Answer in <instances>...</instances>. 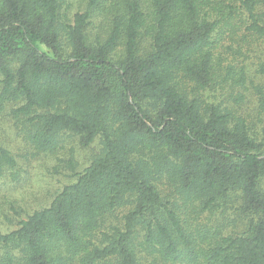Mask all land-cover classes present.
Here are the masks:
<instances>
[{"label": "trees", "instance_id": "16d2710c", "mask_svg": "<svg viewBox=\"0 0 264 264\" xmlns=\"http://www.w3.org/2000/svg\"><path fill=\"white\" fill-rule=\"evenodd\" d=\"M0 117L95 144L0 264H264V0H0Z\"/></svg>", "mask_w": 264, "mask_h": 264}, {"label": "rangeland", "instance_id": "374dc122", "mask_svg": "<svg viewBox=\"0 0 264 264\" xmlns=\"http://www.w3.org/2000/svg\"><path fill=\"white\" fill-rule=\"evenodd\" d=\"M242 109L245 113L254 111L250 98L243 102ZM7 121L0 117V142L16 155L19 175L14 182L6 174V178L0 176L1 231L16 228L17 221L27 213L47 205L58 190L75 180V172L87 164L95 148V144L83 147L76 137L65 136L56 152L30 155L22 141L12 135ZM69 160L78 163L75 170L69 167Z\"/></svg>", "mask_w": 264, "mask_h": 264}]
</instances>
